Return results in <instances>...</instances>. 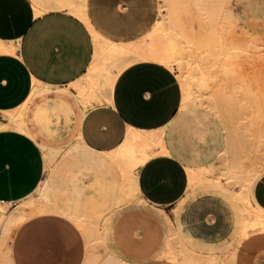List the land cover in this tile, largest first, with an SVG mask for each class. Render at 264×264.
<instances>
[{"label": "crops", "instance_id": "0c3cea01", "mask_svg": "<svg viewBox=\"0 0 264 264\" xmlns=\"http://www.w3.org/2000/svg\"><path fill=\"white\" fill-rule=\"evenodd\" d=\"M34 4L41 13H35ZM231 5L239 25L264 39L263 33L251 29L250 18L255 16V10L246 16L240 10L243 0H232ZM157 9L158 0H0V41L16 47L13 55L0 53V201L20 203L34 192L44 176V156L36 142L42 141L38 135L44 131L34 119V109L42 99L29 98L36 80L54 89L52 98L58 89L69 114L80 119L76 135L81 134L90 149H116L128 128L159 134L166 149L165 154L154 155L138 167L136 184L143 201H134L135 205L110 218L105 249H94L100 259L109 251L120 264H177L167 256L172 228L162 209L190 252L211 258L232 253L231 264H264V229L257 227V222L264 221V161L260 158L252 176L246 177L245 170L247 179L240 183L242 194L230 185L214 181L211 168L223 155L225 146L220 119L203 107H182L181 84L173 71L157 61L134 58L131 52L151 31ZM20 106L27 108L24 119L33 137L4 126L7 118L2 112ZM178 116L188 118L184 125L200 147L210 144L207 154L196 148L194 158H188L174 142L173 125ZM34 133L38 135L34 137ZM74 172L76 168L72 167L55 176L64 189L59 198L73 204L69 179ZM193 173L200 174L190 185L189 175ZM83 183L87 185L89 180L84 179ZM203 192L219 193L234 210L243 211L244 236L237 246L231 239L233 229L222 239H213L206 231L202 215L215 213L214 207L223 205L215 197H196L185 206L182 204V213L172 215L171 210L185 197ZM215 216L217 225H223V218ZM180 217L189 233L198 239H192L183 229ZM193 219L194 225L188 224ZM163 239L164 252L158 256ZM11 255L14 264H85V240L68 218L41 213L18 227Z\"/></svg>", "mask_w": 264, "mask_h": 264}, {"label": "bare ground", "instance_id": "6f19581e", "mask_svg": "<svg viewBox=\"0 0 264 264\" xmlns=\"http://www.w3.org/2000/svg\"><path fill=\"white\" fill-rule=\"evenodd\" d=\"M231 4L232 0H158L154 26L131 52L134 58L157 61L173 71L181 84L182 107H203L220 119L225 146L223 155L211 168L213 180L230 185L242 194L241 181L253 175L260 158L264 161V39L239 25ZM34 6L36 14L42 12L37 4ZM76 12L81 15L79 10ZM15 50L14 45L7 46L0 41V53L13 55ZM32 85L29 98L42 99L34 109V119L45 113L57 114L54 109L64 107L65 101L58 89L52 98L51 86L36 80ZM26 110L20 106L11 112H2L7 118L4 126L33 137L24 119ZM36 142L45 162L41 183L16 205L0 201V264H14L11 255L14 233L26 219L41 213L62 215L78 227L85 240V264H120L109 251L100 259L94 249L100 246L105 249L107 225L116 208L126 202L143 201L136 184L137 169L148 158L166 153L160 135L128 128L123 142L109 152L90 149L81 134L61 146ZM72 167L76 172L69 179V188L75 204L59 198L64 189L55 179ZM196 176L189 175L190 185L195 184ZM84 179L89 180L87 185ZM97 192L107 196V206L104 213L89 214L88 204ZM161 211L172 228L167 256L175 263L231 264L232 253L211 258L187 250L178 239L170 217ZM257 227L264 229V221L257 222Z\"/></svg>", "mask_w": 264, "mask_h": 264}, {"label": "rangeland", "instance_id": "374dc122", "mask_svg": "<svg viewBox=\"0 0 264 264\" xmlns=\"http://www.w3.org/2000/svg\"><path fill=\"white\" fill-rule=\"evenodd\" d=\"M239 2L241 0H238ZM244 5L241 7V12L244 13V15L249 16L252 14V9L255 10L256 14L250 20L252 21V30H255L257 32H261L264 34V0H243ZM54 111H58L57 114H42L43 116L39 115L37 117V121L43 122L41 123L42 129L44 133L42 135H38L34 133V136H39V138L50 145L53 146H61L72 140L76 133H78L77 130H75V127L78 125V121L80 120L77 116L73 114H69L70 109L67 106H64L62 108L54 109ZM46 115V116H45ZM48 115V116H47ZM50 116V117H49ZM43 117V118H42ZM45 117V118H44ZM48 118V120H46ZM52 118L55 119L57 122H51ZM42 119V121L40 120ZM188 119L186 116H178L176 119V123L173 125V135H174V142L180 147L182 152L188 157V158H194L193 150L196 148H199L203 150L204 154H207V150L210 147V144H204L200 147L199 143L192 138L190 131L188 128L184 125V121ZM65 122L63 123V121ZM45 121V122H44ZM70 121V123L66 122ZM47 122V123H46ZM51 122V123H49ZM46 123V124H45ZM44 124V125H43ZM67 128H70V131H68ZM39 139V140H40ZM195 195V196H194ZM194 197L188 196L185 197L183 200H181L172 210V215L182 213L185 210V205L189 203L190 201L194 200L196 197H200L202 195H210L212 197L217 198L219 201L223 203L219 204L218 208L214 207L215 213H208L206 215H202L201 218H203V223L207 225L206 231L209 233L210 236L213 237V239H222L225 238L227 235V232H231L233 229L234 235H231V239L233 243L237 246L240 241H238L240 238H242L243 235V226H244V213L243 211H236L232 207L229 200L219 194H208V193H194ZM182 204L184 205L183 207ZM135 205L132 201L126 202L122 204L120 207L116 208L113 212L112 218L115 214H117L121 209ZM107 206V196H101L100 192H97L94 200L88 204V212L89 214H99L104 213ZM92 209V210H91ZM219 215L223 218L222 224L217 225V220L215 215ZM224 216V217H223ZM180 222L182 223L183 229L188 233L189 236H191L192 239H198L194 236H192L188 229L186 228L185 224L183 223L181 217ZM195 220L193 219L190 221L191 225H194L193 223ZM218 227V228H216ZM247 237V236H246ZM245 238V237H244ZM164 252V239H163V247L161 251L158 253V256ZM168 259V258H166ZM170 260V259H168ZM171 261V260H170ZM172 262V261H171ZM122 263V262H121Z\"/></svg>", "mask_w": 264, "mask_h": 264}]
</instances>
